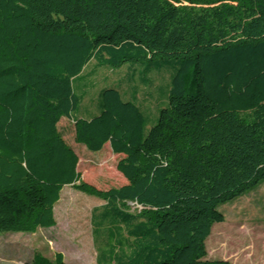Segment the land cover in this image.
I'll return each instance as SVG.
<instances>
[{
  "label": "trees",
  "instance_id": "obj_1",
  "mask_svg": "<svg viewBox=\"0 0 264 264\" xmlns=\"http://www.w3.org/2000/svg\"><path fill=\"white\" fill-rule=\"evenodd\" d=\"M155 58L175 69L149 127L114 86L95 114L72 118L82 102L73 81L91 59ZM61 117L75 142L120 154V186L81 178ZM263 179L264 0H0V231L54 226L68 185L105 200L126 227L116 264H229L206 258L205 239L225 220L219 206ZM22 264L67 263L36 252Z\"/></svg>",
  "mask_w": 264,
  "mask_h": 264
},
{
  "label": "rangeland",
  "instance_id": "obj_2",
  "mask_svg": "<svg viewBox=\"0 0 264 264\" xmlns=\"http://www.w3.org/2000/svg\"><path fill=\"white\" fill-rule=\"evenodd\" d=\"M155 61L112 68L91 59L84 74L73 81V89L82 94V102L72 112V118L95 114L100 90L114 86L125 100L131 98L141 107L150 118L149 127L157 119L159 109L167 105L168 85L175 69L173 61L158 65ZM57 128L81 159L85 152L91 156L81 160L77 168L84 181L102 190L123 183L124 176L115 168L117 156L110 151L106 155L104 147L91 151L75 142L70 118L61 117ZM59 195L53 207L54 226L39 227L33 233L0 231V264L25 263L36 252L48 258L60 252L67 264H116L128 252L130 238L126 227L106 210L105 200L68 185ZM125 205L127 212L136 210L134 203ZM218 209L225 220L211 226L205 239L206 258L224 259L229 264H264V179Z\"/></svg>",
  "mask_w": 264,
  "mask_h": 264
},
{
  "label": "crops",
  "instance_id": "obj_3",
  "mask_svg": "<svg viewBox=\"0 0 264 264\" xmlns=\"http://www.w3.org/2000/svg\"><path fill=\"white\" fill-rule=\"evenodd\" d=\"M84 74V71H82L81 72V74L79 75V77H81L82 75ZM78 77V78H79ZM89 110V109H88ZM87 110V111H88ZM85 117H89V116H85ZM103 147L105 148V153H106V155H108L109 154V151L110 152H112V150H111V147H110V145H109V143L107 142V143H105L104 145H103ZM102 147V148H103ZM113 153V152H112ZM114 154V153H113ZM115 156H117V159L120 157V154H114ZM91 158V156H89L86 152L84 153V159H81V158H79V162L78 163H80V162H82L81 160H89ZM81 164H83V163H81ZM123 182H124V179H123Z\"/></svg>",
  "mask_w": 264,
  "mask_h": 264
},
{
  "label": "built area",
  "instance_id": "obj_4",
  "mask_svg": "<svg viewBox=\"0 0 264 264\" xmlns=\"http://www.w3.org/2000/svg\"><path fill=\"white\" fill-rule=\"evenodd\" d=\"M130 203H134V204H135V206L137 207V204H136L135 202H130Z\"/></svg>",
  "mask_w": 264,
  "mask_h": 264
}]
</instances>
